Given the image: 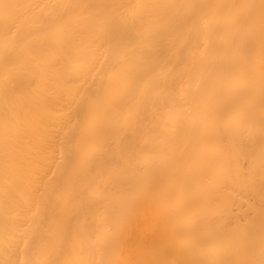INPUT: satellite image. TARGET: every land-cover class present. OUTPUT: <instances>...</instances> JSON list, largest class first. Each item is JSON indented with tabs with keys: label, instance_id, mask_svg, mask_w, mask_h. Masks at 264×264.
Masks as SVG:
<instances>
[{
	"label": "bare ground",
	"instance_id": "obj_1",
	"mask_svg": "<svg viewBox=\"0 0 264 264\" xmlns=\"http://www.w3.org/2000/svg\"><path fill=\"white\" fill-rule=\"evenodd\" d=\"M0 264H264V0H0Z\"/></svg>",
	"mask_w": 264,
	"mask_h": 264
}]
</instances>
